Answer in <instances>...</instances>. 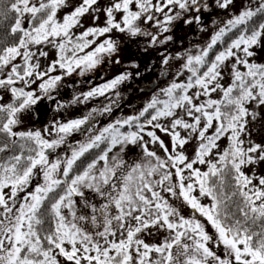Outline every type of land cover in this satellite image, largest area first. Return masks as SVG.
Returning a JSON list of instances; mask_svg holds the SVG:
<instances>
[{"label": "snow or ice", "instance_id": "1", "mask_svg": "<svg viewBox=\"0 0 264 264\" xmlns=\"http://www.w3.org/2000/svg\"><path fill=\"white\" fill-rule=\"evenodd\" d=\"M126 42L167 83L112 118ZM0 264H264V0H0Z\"/></svg>", "mask_w": 264, "mask_h": 264}, {"label": "flooded vegetation", "instance_id": "2", "mask_svg": "<svg viewBox=\"0 0 264 264\" xmlns=\"http://www.w3.org/2000/svg\"><path fill=\"white\" fill-rule=\"evenodd\" d=\"M102 22V21H101ZM91 23V21L89 22ZM183 28V27H182ZM185 30V28H183ZM180 29L175 30L174 32V42L169 43L168 51L169 52H175L180 49V44H178L179 40H175L179 35ZM142 47V42L140 43H127L126 42V51L122 53V64L120 65H104L105 69L103 68V71L108 72L109 71V77H105L103 73L97 74L94 78V76H89L87 79H91L93 84H100L99 78L103 79V76L105 77L103 80H110L115 75L125 71V65L129 62V59L136 60L140 67L139 72L141 75L139 77H133L131 80L125 82L124 84H121L118 88V90L121 92V100L120 103L123 102V106L121 107V110H124L125 107H128L126 102L124 101L126 98L132 99L133 102L138 101V99L142 97H150L152 93L157 89V87L161 86L163 81H167L164 77L160 76V72L162 70L161 64H160V53L164 51V47L161 46L157 49H150L148 53H143L140 48ZM131 71H136L135 69H132ZM102 77V78H101ZM102 81V80H101ZM85 85L89 88L91 85L88 83H85ZM163 86V85H162ZM72 91V90H71ZM70 91V94H71ZM65 100L70 99V97H63ZM107 103V101L103 98H97L95 100L89 101L86 105H76L69 109V111L66 114L65 118H72L75 116H80L83 114H86L91 108L101 106L102 104ZM120 109H117L113 113V117L115 114H119ZM118 112V113H117ZM51 113L48 114H42V120L43 122H47L50 118ZM112 117V118H113ZM106 117L100 118V124L102 121H104ZM109 118L106 120L104 124L108 123ZM36 127H42V123H37L35 125ZM80 138V137H77Z\"/></svg>", "mask_w": 264, "mask_h": 264}, {"label": "rangeland", "instance_id": "3", "mask_svg": "<svg viewBox=\"0 0 264 264\" xmlns=\"http://www.w3.org/2000/svg\"><path fill=\"white\" fill-rule=\"evenodd\" d=\"M90 22V20L87 22V23H89ZM90 24V23H89ZM179 29H180V32H179V35H178V37L175 39V40H179L178 41V44H180L179 46H180V48L182 47V45H181V41L183 42V46H187L188 45V43H189V41L192 39V33L189 31V30H187V29H185V30H183V28H182V26L181 27H178ZM178 28L176 29V30H178ZM198 39H201V40H206L207 39V34H201L199 37H197ZM174 63V62H173ZM105 66H103L100 70H99V72H97V73H95V74H92L91 76H94V78L95 77H97L96 75L97 74H100V73H103L104 74V76L105 77H109V71L108 72H106V71H103V68H104ZM105 69V68H104ZM173 71L175 70L174 68L172 69ZM103 76V79L105 78ZM102 78V77H101ZM103 79H100L99 78V83H102L104 80ZM102 80V81H101ZM73 81H78V83H75V85H74V87H75V90L77 91V92H82V91H87L89 88L85 85V83H87L86 82V78H84V77H77V76H74V77H72L70 80H68V81H66V83H69V82H73ZM166 83H167V81L165 82V81H163L162 82V84H161V86L160 87H164V86H166ZM163 85V86H162ZM72 89H68L67 87L65 88V89H63L62 90V96L63 97H70L71 98V96H72V93H73V90L71 91ZM70 91H71V94H70ZM149 98L150 97H142V98H140V99H138V101H135V102H133L132 101V99H130V98H126L124 101L126 102V104H127V106L128 107H125L124 108V110H121V108H120V111H118L119 112V114H115L114 115V117L113 118H116V117H120V116H122V115H128V114H132V112H133V109H139V108H141L148 100H149ZM121 105L123 106L124 104H123V102L121 103ZM117 112V113H118ZM105 120L104 121H102L101 122V125H103V123H105L106 122V120L108 119V117H106V118H104ZM158 135H160L161 136V138H164V139H167L166 137H164V135H163V133H158ZM138 151V150H137ZM192 153H193V144H189L188 146H187V151H186V154L187 155H192ZM132 158L133 159H135L136 158V154L134 153L133 155H132ZM202 167V166H201ZM177 203H179V202H177ZM190 209H184V212H183V214L184 215H189L190 214ZM209 231H211V228H210V226H209ZM217 250V252H218V254H222V249H216Z\"/></svg>", "mask_w": 264, "mask_h": 264}]
</instances>
